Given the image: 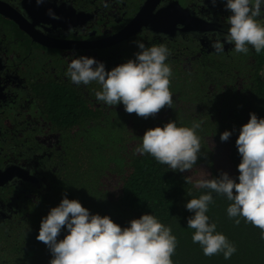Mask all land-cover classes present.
<instances>
[{
  "label": "trees",
  "instance_id": "16d2710c",
  "mask_svg": "<svg viewBox=\"0 0 264 264\" xmlns=\"http://www.w3.org/2000/svg\"><path fill=\"white\" fill-rule=\"evenodd\" d=\"M189 45L196 48L194 43ZM248 49L247 54L233 48L228 55L195 56L189 67L169 51L165 63L172 71V108L165 106L147 118L119 109L104 111L91 100L80 103L68 97L60 102L51 98L54 111L65 112L59 107L65 104L72 111L66 117L69 124L81 125L86 120L88 126L64 134L72 145L66 150L62 183L26 203V213L3 236L7 243L3 248L0 244L3 255L13 257L11 264H49L52 253L36 237L42 218L66 196L79 201L90 214L106 215L122 228L142 214L154 215L176 237L173 264H264L261 230L243 217L238 225L235 218H229L231 201L224 195L211 193L213 202L206 215L208 223L216 225V232L235 246L230 259L223 253L204 255L192 240L195 230L187 227V219L194 213L185 207L189 199L210 192L196 187L201 178H218L227 172L238 182L241 156L235 142L240 128L249 113L264 118V50L257 53L251 45ZM169 121L189 128L193 122L200 124L195 132L201 149L192 170L173 171L150 154L136 152L147 129L163 127ZM225 130L231 135L222 141L220 134ZM66 234L67 228H62L57 240Z\"/></svg>",
  "mask_w": 264,
  "mask_h": 264
},
{
  "label": "flooded vegetation",
  "instance_id": "af4514ba",
  "mask_svg": "<svg viewBox=\"0 0 264 264\" xmlns=\"http://www.w3.org/2000/svg\"><path fill=\"white\" fill-rule=\"evenodd\" d=\"M9 14L18 15L28 31L0 14V244L7 243L8 226L22 217L26 203L62 183L66 167V150L72 141L64 134L87 128L71 125L66 117L72 111H54L53 99L73 98L99 103L125 111L122 103L108 106L95 98L100 85H75L66 75L68 64L80 55L94 57L106 69L134 59L138 51L134 41L146 47L164 45L184 66L192 58L228 55L234 44L224 43L217 53L212 42L217 33L227 34V17L223 3L210 0H155V8L177 1L206 23L173 34L154 33L141 26L132 34L122 31L145 0H0ZM108 6L105 7L104 5ZM49 10L57 17L53 19ZM264 25V11L257 18ZM194 43L196 48L190 47ZM185 50V51H184ZM176 54V55H175ZM180 55V56H179ZM61 104V103H60ZM83 114V112H82ZM70 142V143H69ZM9 253V252H6ZM0 251V264H11Z\"/></svg>",
  "mask_w": 264,
  "mask_h": 264
},
{
  "label": "clouds",
  "instance_id": "9594fccd",
  "mask_svg": "<svg viewBox=\"0 0 264 264\" xmlns=\"http://www.w3.org/2000/svg\"><path fill=\"white\" fill-rule=\"evenodd\" d=\"M217 2L210 0L213 6ZM219 2L230 15L227 17V34L217 33L212 48L222 53L224 43H229L234 44L236 53L247 54L248 45L257 53L264 50V25L257 20L264 11V0ZM49 15L57 18L51 10ZM134 43L138 49L134 59L106 69L102 61L80 55L68 64L66 75L77 86L91 82L99 84L96 100L108 106L122 103L129 114L147 118L165 106L172 108L169 79L172 71L165 63L169 49L164 45L146 47L139 40ZM199 127L197 122L189 128L169 121L163 127L149 128L136 152L150 154L173 171L192 170L201 149L200 138L195 132ZM230 135L225 130L220 139L227 141ZM235 143L241 156L237 166L238 182L227 172H221L218 178H201L196 181V187L210 192L189 199L185 205L194 213L187 219V227L195 230L192 240L202 247L206 256L223 253L225 259H230L236 252L226 236L216 232V225L208 223L206 213L213 202L212 192L231 201L227 207L229 218H235L238 225L239 217H243L245 222L259 228L264 238V118L249 113ZM188 182H191L190 178ZM65 227L67 234L57 240ZM36 239L50 249L52 259L49 264H173L171 257L177 246L171 228L150 213L131 219L128 226L122 228L106 215L90 214L79 201L66 196L42 218Z\"/></svg>",
  "mask_w": 264,
  "mask_h": 264
},
{
  "label": "water",
  "instance_id": "95a60500",
  "mask_svg": "<svg viewBox=\"0 0 264 264\" xmlns=\"http://www.w3.org/2000/svg\"><path fill=\"white\" fill-rule=\"evenodd\" d=\"M154 3L155 0H145L122 32L129 35L139 30L141 26H145L154 33L173 34L176 30L183 33L206 24L204 20L193 15L188 8L180 6L177 1H170L157 8ZM0 14L12 19L21 29L29 32L22 19L16 14H9V8L1 1ZM2 175L3 172L0 171V180Z\"/></svg>",
  "mask_w": 264,
  "mask_h": 264
}]
</instances>
